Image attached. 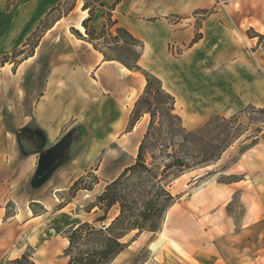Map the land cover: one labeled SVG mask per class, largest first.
I'll return each instance as SVG.
<instances>
[{
  "label": "crops",
  "instance_id": "obj_1",
  "mask_svg": "<svg viewBox=\"0 0 264 264\" xmlns=\"http://www.w3.org/2000/svg\"><path fill=\"white\" fill-rule=\"evenodd\" d=\"M64 1L15 0L8 8V0H0V57L22 48L47 13ZM115 1L102 0L106 7ZM83 4L84 0H77L68 17L79 9L74 19L76 25L72 26L85 33V28L82 30L79 27L89 15L88 10L82 8ZM205 11H208L207 14H204ZM103 12V7H96L89 25H101L105 20ZM79 14L82 16L77 19ZM112 18L117 22L112 31L115 27H124L144 42L139 60L143 68L161 80L168 77L176 79L171 89L166 88L176 97V110L180 104L184 107L181 111L187 114L189 108L201 103L199 99L203 95L195 87L186 85L181 94L178 88L186 70V73L196 71L207 82L209 79L205 75L211 76V73L204 68L207 66L204 60L210 59L218 65H231L222 77L228 84L227 88L218 86L219 95L211 91L216 101L222 95L229 99L242 98L246 104L264 106V74L261 71L264 69V47L256 36L264 35V0H120L112 10ZM62 19L54 22L36 47L35 55H52L46 59L47 70L43 79L36 71V77L25 90L27 98L36 97L35 102L32 99L26 103L24 101L20 110L11 111V129L5 130V133L0 131V219L29 228L36 218L47 214L55 205L54 200H58L56 192L69 189L90 168L94 156L100 151L99 147H109L100 168L103 175H106L105 170L110 162L115 163L116 167L120 165V150L129 152L132 147L134 154H137L149 122V115L145 114L128 130L135 101L146 85L144 75L129 70L117 60H105L91 43L78 39L61 27ZM54 33L55 38L50 44ZM196 34H199V38L194 42ZM244 42L254 45V49L244 50ZM172 50L179 58H175ZM208 50L212 52L208 53ZM34 57L23 60L18 71L21 78L28 72V62ZM220 79L216 78L217 81ZM95 115H99L103 121L95 127L97 133L91 138L88 149L80 159L61 166L42 187L32 186V190H43L44 195L37 196L29 185L35 175L39 155L31 152L23 154L14 133L31 127L41 132L50 147L64 134L71 132L73 127L90 126ZM98 185L99 182L92 190H78V202L93 194ZM10 202L15 204V212L7 215L6 207ZM31 202L41 204L43 210L34 213L30 208ZM174 207L169 211H173ZM82 211L96 217L95 209ZM95 217L86 221H93ZM47 226L53 231L48 234L53 235L54 242L60 243L64 250L69 241L63 232L60 234L57 223L51 221ZM8 231L0 228V242L8 241ZM150 248L152 250L153 247ZM172 251L175 253L165 249L149 253L144 264H230L223 253ZM5 252L0 253V259L10 254ZM48 252L49 258L44 264H66L69 260L64 253H53L51 248Z\"/></svg>",
  "mask_w": 264,
  "mask_h": 264
},
{
  "label": "rangeland",
  "instance_id": "obj_2",
  "mask_svg": "<svg viewBox=\"0 0 264 264\" xmlns=\"http://www.w3.org/2000/svg\"><path fill=\"white\" fill-rule=\"evenodd\" d=\"M76 2L77 0H65L58 10L53 11L46 18L45 25L53 26L55 20L63 18L61 27L71 32V28L75 27L72 25H76L74 19L79 9L69 17L68 14L70 8L76 6ZM81 16L82 14H79L76 18L79 19ZM46 32L39 39L38 45L44 39V35H47ZM54 38L55 33L49 41L50 44ZM36 41L37 38L34 37L28 46L19 48L7 57H0V131L2 133L12 127L11 111L20 110L24 101L26 103L32 99L35 102L36 97L27 98L25 90L36 77V71L40 73L41 80L46 74V59L52 54L50 56L46 53L40 56L35 55L36 48L33 52L35 57L28 62L26 75L21 78L18 74L23 60L32 53ZM261 41L264 47V38ZM244 45V50L254 49V45L252 46L249 42H244ZM172 52L175 58H179L175 51L172 50ZM210 52L212 51L208 50V53ZM178 53L180 54L179 50ZM253 57L252 55L251 58ZM204 61L207 63L204 68L209 74L211 73V76L205 75L209 80L207 82L203 80L196 71L190 70L186 73V70L178 88L181 94L186 89L184 86L189 85L203 95V98L199 99L201 103H197V107L189 108L187 114L181 111L184 107L178 104L176 111L181 115L184 126L187 129H195L213 115L229 117L235 114L248 130L224 152L215 164L188 171L175 179L170 185V190L178 197V200L174 204L173 211L167 213L162 233L145 232L135 236V232H132L124 239L128 242V247L111 264H144L149 253L159 249H165L170 253H175L172 250L177 253H223L225 260L230 264H264V122L261 121L264 120V114L254 112L250 105L256 108L264 106L246 104L242 98L229 99L222 95L219 96L220 100L216 101L211 91L218 94V86L222 89L227 88L228 84L222 77L231 65L223 63L218 65L212 59ZM261 71L264 74V69ZM216 78L221 79L217 81ZM174 80H176L174 77L163 79L164 87L171 89L175 84ZM95 107H93L94 110ZM249 112L257 123H250ZM102 121L99 115H95L90 124L92 128L89 125H81L74 131L75 134L81 132L82 143L77 154L70 161L80 159L88 149L91 138L97 133L95 127L100 126ZM16 133H14L15 138ZM108 148L99 147L100 151L94 156L90 168L82 174L89 175L87 172L93 170V173L99 177V185L95 192L81 203L76 197L78 191L73 195L69 188L55 193L58 198L54 200L55 205L47 214L36 218L31 228L0 219V228L9 229L8 241L0 242V253L5 251L10 253L6 256L9 258L28 253L36 264H44L48 260L50 248L53 253L61 255L64 251L61 248L62 245L55 243L54 236L48 234L53 232L50 231V226H47L48 223L55 221L61 234L73 223L92 220L95 216L85 214L82 211L83 208L104 189L106 182L116 178L126 166L135 161L136 154L132 147L129 152L120 150L118 156L121 158L120 165L116 167L115 163L110 162L105 170L106 175H103L100 173V168ZM86 177L87 183H90L92 176ZM32 186L33 181L29 185L30 190ZM32 191L36 192L37 196L44 195L43 190ZM68 202L72 203L68 204ZM32 203L30 208L34 213L43 210L41 204ZM15 207L12 202L8 203L7 215L15 212ZM59 209L62 210L59 211ZM115 212L116 210L113 209L110 217ZM150 247H153L152 250Z\"/></svg>",
  "mask_w": 264,
  "mask_h": 264
},
{
  "label": "trees",
  "instance_id": "obj_3",
  "mask_svg": "<svg viewBox=\"0 0 264 264\" xmlns=\"http://www.w3.org/2000/svg\"><path fill=\"white\" fill-rule=\"evenodd\" d=\"M119 1L116 0L113 5L106 7L102 0H84L82 8L89 13L82 21L85 33L75 27L71 28V32L78 39L91 43L103 54L105 60H117L129 70L144 75L146 85L135 101L128 130L145 114L149 115V122L139 143L134 163L108 181L101 193L83 208L86 212L95 209L94 220L74 223L63 231L64 237L69 241L63 251L69 258L66 264H111L128 247V242L124 239L129 234L135 232V236H139L144 232H159L169 209L178 200L170 190L171 183L188 171L215 164L248 130L235 114L229 117L216 114L201 126L187 129L181 115L176 111L175 95L164 87L158 76L139 64L144 42L124 27H115L112 31L117 23L112 18V10ZM14 2L15 0H8L7 7ZM63 3L47 13L23 45L26 47L34 37L37 38L29 56H33L39 39L52 27L45 25L46 18ZM98 6L104 8L105 20L98 27H93L89 22ZM73 8L74 6L70 11ZM256 36L260 42L264 37L262 34ZM198 38L199 34H196L193 41L196 42ZM250 108L264 114V107L250 105ZM248 117L250 123H257L250 112ZM77 129L73 127L71 132ZM87 173L89 175L80 176L71 185L70 191L73 195L80 189L92 190L99 182V177L93 170ZM86 176H92L90 183H87ZM113 209L116 212L110 217ZM0 264L36 263L30 254L23 253L16 258L3 257Z\"/></svg>",
  "mask_w": 264,
  "mask_h": 264
},
{
  "label": "water",
  "instance_id": "obj_4",
  "mask_svg": "<svg viewBox=\"0 0 264 264\" xmlns=\"http://www.w3.org/2000/svg\"><path fill=\"white\" fill-rule=\"evenodd\" d=\"M24 131L25 128H22L16 133L20 148L24 153L31 152L39 155L37 169L32 179L34 188H40L48 182L61 166L68 163L77 154L82 143L81 132L75 137H72V132H68L55 145L48 147L43 135L30 134L24 137ZM66 151L67 153L62 157ZM56 160L58 161L55 162Z\"/></svg>",
  "mask_w": 264,
  "mask_h": 264
},
{
  "label": "flooded vegetation",
  "instance_id": "obj_5",
  "mask_svg": "<svg viewBox=\"0 0 264 264\" xmlns=\"http://www.w3.org/2000/svg\"><path fill=\"white\" fill-rule=\"evenodd\" d=\"M30 134H32V135H34V136H38V135H42L41 134V132H39L38 130H36V129H33V128H31V127H27V128H25V131H24V133H23V135H24V137H27L28 135H30ZM76 135H78V133L77 134H75V132H73L72 133V137H75ZM68 151V150H67ZM67 151L62 155V157L67 153ZM61 157V158H62ZM60 158V159H61ZM46 160H48V158L46 157ZM58 160H56L55 162H57Z\"/></svg>",
  "mask_w": 264,
  "mask_h": 264
},
{
  "label": "bare ground",
  "instance_id": "obj_6",
  "mask_svg": "<svg viewBox=\"0 0 264 264\" xmlns=\"http://www.w3.org/2000/svg\"><path fill=\"white\" fill-rule=\"evenodd\" d=\"M79 27H80V29H82V30L84 29L83 25H80V24H79ZM121 66H122V65H121ZM142 78H143V77H142ZM134 92H136V91H134ZM132 96H134V95H132ZM128 101H129V100H128ZM143 128H144V127H143ZM140 137H141V136H140ZM137 149H138V148H137Z\"/></svg>",
  "mask_w": 264,
  "mask_h": 264
}]
</instances>
